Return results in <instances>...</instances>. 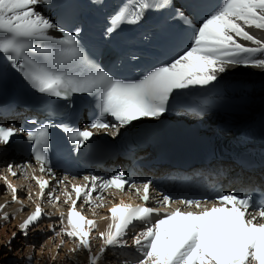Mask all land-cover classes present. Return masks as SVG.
<instances>
[{
    "label": "snow or ice",
    "instance_id": "snow-or-ice-1",
    "mask_svg": "<svg viewBox=\"0 0 264 264\" xmlns=\"http://www.w3.org/2000/svg\"><path fill=\"white\" fill-rule=\"evenodd\" d=\"M52 4L53 0H0V56L47 102L69 101L77 94L94 99L96 114L85 127L56 125L62 128L74 150L83 148L100 132L116 136L136 121L159 119L168 111L173 92L196 87L208 89L230 67L264 70V40L247 30L264 32V0H221L194 27L186 50L134 81L114 78L93 62L77 38L79 29L76 33L66 31L37 10ZM162 10L173 11V20L192 27L191 17L175 7L173 0H123L109 17L105 36L116 34L126 26H139L149 12ZM53 30L60 36L51 35ZM242 41L250 42V46ZM109 117L115 122H110ZM30 123L36 125L35 120ZM50 126L47 122L33 129L0 125V145H8L17 135L26 136L31 142V152L41 173L31 177L39 188V200L47 199L56 207L63 196V203L69 206L66 215L63 211L59 213L63 227L57 231L53 226L51 231L55 237L66 236L76 245L71 252L91 253L92 236L98 229L97 221L82 214L78 202L81 208L87 205L95 216L97 209L106 207L105 194L114 190L132 193L141 203L134 206L121 199L108 207L109 215L103 219L110 223L106 231L98 232L102 246L97 254L90 255V264H100L110 250L129 247H134L133 258L120 264H264V201L254 202L251 196L233 194L213 200H174L163 195L156 206H150L151 181L137 185L123 174L108 179L85 175L82 184L73 183L64 175L52 186L50 179L45 178L56 179L48 157ZM30 167L21 166L24 179H28ZM6 171L18 178L13 165H8ZM0 179L11 193L12 201L23 204L17 187L8 177L0 176ZM61 185L62 190L57 192ZM27 199L33 200L31 193ZM173 204L182 207L168 211ZM5 207L7 204L0 205V218L8 221ZM52 215L44 211L41 203H36L35 210L19 226L21 235L27 238L31 229L40 227L43 219ZM130 233L131 243L127 238ZM63 244L61 240L58 247L62 248ZM7 247L11 248V241Z\"/></svg>",
    "mask_w": 264,
    "mask_h": 264
},
{
    "label": "bare ground",
    "instance_id": "bare-ground-1",
    "mask_svg": "<svg viewBox=\"0 0 264 264\" xmlns=\"http://www.w3.org/2000/svg\"><path fill=\"white\" fill-rule=\"evenodd\" d=\"M247 30L250 32V34L256 36L257 38L264 40V32L258 31L256 29H247ZM243 43L248 44L250 46V42H243ZM229 75H232L233 77H239L240 79H243L244 81L248 82L249 84H252L255 86H264V70L254 69V68H244V67L237 66V67H230L225 73L220 74L219 76H229ZM239 109L241 110L240 113H238L236 115L229 116V117H223L219 120H216V123L224 125V126L238 125V124H241L245 121L255 119L257 116H260L264 112V96H258L257 95L255 98H252L249 101H247V103L242 104L239 107ZM258 173L263 174L260 171ZM254 177H257V175H254ZM254 177H253V179H254ZM15 186L17 188H19V186H17L16 184H15ZM5 189H6V187L3 185V183L0 182V205L7 204V207L4 208V213H6L9 216V218H11V217L14 218V220H13L14 224L13 225L18 226V228H19L20 224H22L23 221L25 220L26 213L28 212V210H31V209L27 205V200L24 199V197H20V196L19 197L23 201V204H18V203L13 202V204L10 205L11 204L10 203L11 202V194H10V192L5 191ZM61 211H62V209L60 206L59 208H57L55 210V212L53 213V215L51 217H45V219L48 222L47 225L49 226L48 231H49V228L53 227V225L59 224V213ZM47 213H50V212H47ZM106 216H108L107 212H105L104 214L95 218V220L98 223V229L96 231H94L93 236H92V251H95L96 253L99 251V248L102 246V242L96 238L98 235V232L106 231L108 224L110 223V220L103 219V217H106ZM46 220H43V223L41 224L40 227H35V228L31 229L30 230L31 233H33V234L38 233L41 236L44 235L46 233V230L44 229ZM0 223H5V225L9 224L8 221H4L2 218H0ZM5 227H4V230H2V232H1L3 235H5ZM5 238H6V241H8L9 238H11V237H9L8 235H5ZM28 238L31 239V241L29 240V242H31L33 244L37 243V241L35 239H33L31 237V235ZM95 243H96L97 248H95L93 250V245ZM82 251L85 255V250H82ZM110 251H111V253H108V252L105 253L106 256H104L103 259H106L107 261H109V259H111V261L113 263L117 264V262H118L117 258H119V256L117 255V253H118L117 249L110 250ZM113 254L116 257H113L114 256ZM78 261H80V260L76 259V262H78ZM81 261H80V263H82ZM119 262H121V261L119 260ZM17 263L23 264V261L18 259ZM85 263L89 264L87 258L85 260ZM100 264H104V261L101 260Z\"/></svg>",
    "mask_w": 264,
    "mask_h": 264
},
{
    "label": "rangeland",
    "instance_id": "rangeland-1",
    "mask_svg": "<svg viewBox=\"0 0 264 264\" xmlns=\"http://www.w3.org/2000/svg\"><path fill=\"white\" fill-rule=\"evenodd\" d=\"M13 220L14 218L11 217L8 220L9 224L0 223V225H3V227H0V264H18V259L23 261V264H86V258L90 264L89 257L94 255L95 251L89 253L85 250V255L82 250L71 252L70 250L76 247L71 240L66 236L55 237L50 230L51 228L48 231L49 226H44L45 234L48 235L46 238H41V236L33 234L31 231L29 232V236L31 235L37 241L33 244L29 242V240L31 241L28 238L29 236L25 238L21 235L18 226L13 225ZM53 226L57 231H60L63 227L61 224ZM4 227L5 235L11 237L8 241H6L5 235L1 233ZM13 233H15V239H13ZM61 240L64 241L62 248L58 247ZM9 241H11L10 249L7 247ZM76 259L82 260V263L80 261L76 262ZM102 261H104V264L108 262L106 259H102Z\"/></svg>",
    "mask_w": 264,
    "mask_h": 264
},
{
    "label": "trees",
    "instance_id": "trees-1",
    "mask_svg": "<svg viewBox=\"0 0 264 264\" xmlns=\"http://www.w3.org/2000/svg\"><path fill=\"white\" fill-rule=\"evenodd\" d=\"M263 178H264V174H257V180H258L260 183H262Z\"/></svg>",
    "mask_w": 264,
    "mask_h": 264
}]
</instances>
